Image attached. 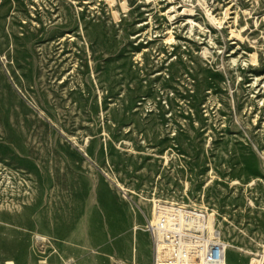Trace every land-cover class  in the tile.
<instances>
[{"label": "rangeland", "instance_id": "obj_1", "mask_svg": "<svg viewBox=\"0 0 264 264\" xmlns=\"http://www.w3.org/2000/svg\"><path fill=\"white\" fill-rule=\"evenodd\" d=\"M157 200L264 247V0H0V264H152Z\"/></svg>", "mask_w": 264, "mask_h": 264}, {"label": "built area", "instance_id": "obj_2", "mask_svg": "<svg viewBox=\"0 0 264 264\" xmlns=\"http://www.w3.org/2000/svg\"><path fill=\"white\" fill-rule=\"evenodd\" d=\"M145 231L152 264H226L229 244L206 207L157 200ZM253 264H264V247Z\"/></svg>", "mask_w": 264, "mask_h": 264}, {"label": "bare ground", "instance_id": "obj_3", "mask_svg": "<svg viewBox=\"0 0 264 264\" xmlns=\"http://www.w3.org/2000/svg\"><path fill=\"white\" fill-rule=\"evenodd\" d=\"M137 228V227H136ZM136 228H134V229H136Z\"/></svg>", "mask_w": 264, "mask_h": 264}]
</instances>
